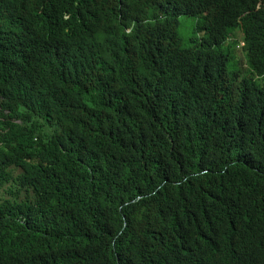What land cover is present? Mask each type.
Here are the masks:
<instances>
[{
	"label": "trees",
	"instance_id": "1",
	"mask_svg": "<svg viewBox=\"0 0 264 264\" xmlns=\"http://www.w3.org/2000/svg\"><path fill=\"white\" fill-rule=\"evenodd\" d=\"M0 264H264V0H0Z\"/></svg>",
	"mask_w": 264,
	"mask_h": 264
},
{
	"label": "rangeland",
	"instance_id": "2",
	"mask_svg": "<svg viewBox=\"0 0 264 264\" xmlns=\"http://www.w3.org/2000/svg\"><path fill=\"white\" fill-rule=\"evenodd\" d=\"M184 35H190V33H191V31H190V29L189 28H187V27H185L184 29H183V32H182ZM237 35L239 36L240 34H239V32H237ZM240 45H242V44H240ZM240 66L242 67V70H245L246 69V65H245V63L243 62V61H241L240 62Z\"/></svg>",
	"mask_w": 264,
	"mask_h": 264
},
{
	"label": "clouds",
	"instance_id": "3",
	"mask_svg": "<svg viewBox=\"0 0 264 264\" xmlns=\"http://www.w3.org/2000/svg\"><path fill=\"white\" fill-rule=\"evenodd\" d=\"M128 32H129V30H128Z\"/></svg>",
	"mask_w": 264,
	"mask_h": 264
}]
</instances>
